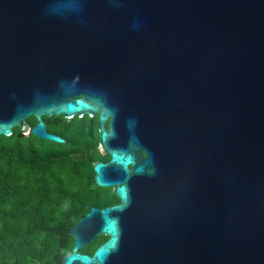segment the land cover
<instances>
[{"label": "water", "instance_id": "obj_1", "mask_svg": "<svg viewBox=\"0 0 264 264\" xmlns=\"http://www.w3.org/2000/svg\"><path fill=\"white\" fill-rule=\"evenodd\" d=\"M85 115L120 203L59 264H264V0H0V138Z\"/></svg>", "mask_w": 264, "mask_h": 264}, {"label": "trees", "instance_id": "obj_2", "mask_svg": "<svg viewBox=\"0 0 264 264\" xmlns=\"http://www.w3.org/2000/svg\"><path fill=\"white\" fill-rule=\"evenodd\" d=\"M44 117L66 143L25 136L0 138V264H59L73 249L68 231L89 212L118 202L94 182L99 150L96 119L75 117L72 129ZM108 237L81 252L93 254Z\"/></svg>", "mask_w": 264, "mask_h": 264}, {"label": "flooded vegetation", "instance_id": "obj_3", "mask_svg": "<svg viewBox=\"0 0 264 264\" xmlns=\"http://www.w3.org/2000/svg\"><path fill=\"white\" fill-rule=\"evenodd\" d=\"M85 116H88V115H85ZM59 117V119L57 120V127L60 129V128H62V127H65L66 129H72L73 128V125H74V122H73V120H74V118H65L64 116H58ZM77 117V116H76ZM90 117V116H89ZM91 118H97L96 119V129H97V131H98V133H99V129H98V115H95V116H93V117H91ZM45 121V120H44ZM27 123H28V125L30 126L29 128V132L27 133V134H24L25 136H28V137H31L33 134H31L30 133V131H31V129L36 125V123H37V121H36V119H35V117H33V116H30L28 119H27ZM107 127H108V125H109V122H107ZM47 129H48V126H47ZM16 130H20L19 128H15L14 130H13V134L14 133H16ZM21 131V130H20ZM48 131H49V129H48ZM60 136V135H59ZM66 140V139H65ZM99 150H100V153H101V155L104 157V158H102V159H97L95 162H104V163H107L109 160H110V156L109 155H105L102 151H101V149L99 148ZM94 162V163H95ZM112 194H114V192H113V188H107ZM114 196L118 199V202L117 203H114V204H111V205H108V206H105V207H109V206H112V205H116V204H119L120 203V199L114 194ZM105 207H98V208H105ZM81 253H83V254H88V253H84V252H81ZM91 255V254H90Z\"/></svg>", "mask_w": 264, "mask_h": 264}]
</instances>
